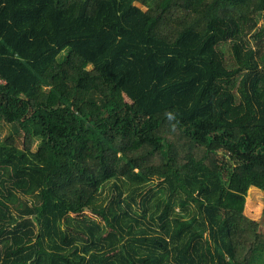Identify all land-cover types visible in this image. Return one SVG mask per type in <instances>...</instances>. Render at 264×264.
I'll return each mask as SVG.
<instances>
[{
  "label": "trees",
  "instance_id": "trees-1",
  "mask_svg": "<svg viewBox=\"0 0 264 264\" xmlns=\"http://www.w3.org/2000/svg\"><path fill=\"white\" fill-rule=\"evenodd\" d=\"M246 31L264 0H0V264H264Z\"/></svg>",
  "mask_w": 264,
  "mask_h": 264
},
{
  "label": "rangeland",
  "instance_id": "rangeland-1",
  "mask_svg": "<svg viewBox=\"0 0 264 264\" xmlns=\"http://www.w3.org/2000/svg\"><path fill=\"white\" fill-rule=\"evenodd\" d=\"M140 6V4H137ZM97 24L95 26H89L91 29L90 33H76L72 42L75 44H78L79 47H82L84 49H89L92 45L96 44L98 41H100L101 36L103 35L102 22L97 21ZM263 22L259 24V26L262 25ZM97 26L99 28L97 29ZM98 30V31H96ZM242 39L244 40V43L247 46V49L252 48L255 52L257 57L264 60V37L261 41L254 38V32L247 31L242 34ZM94 48V47H93ZM223 48L226 52V60L227 63L231 66H235L234 55L232 53V45L230 42H227L225 45H223ZM233 59L234 61H231ZM10 127L8 125L2 126L0 128V134L2 136H5L9 133ZM34 147L33 143L31 141H27L25 144L26 150H31ZM245 215L255 220L259 223V230L262 235H264V192L257 190L255 188H252L248 192V196L246 198V205H245Z\"/></svg>",
  "mask_w": 264,
  "mask_h": 264
},
{
  "label": "built area",
  "instance_id": "built-area-1",
  "mask_svg": "<svg viewBox=\"0 0 264 264\" xmlns=\"http://www.w3.org/2000/svg\"><path fill=\"white\" fill-rule=\"evenodd\" d=\"M0 83L1 84H4L5 83V80L0 76Z\"/></svg>",
  "mask_w": 264,
  "mask_h": 264
}]
</instances>
